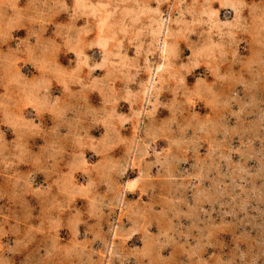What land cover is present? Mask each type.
Here are the masks:
<instances>
[{
    "label": "rangeland",
    "instance_id": "obj_1",
    "mask_svg": "<svg viewBox=\"0 0 264 264\" xmlns=\"http://www.w3.org/2000/svg\"><path fill=\"white\" fill-rule=\"evenodd\" d=\"M0 264H264V0H0Z\"/></svg>",
    "mask_w": 264,
    "mask_h": 264
}]
</instances>
